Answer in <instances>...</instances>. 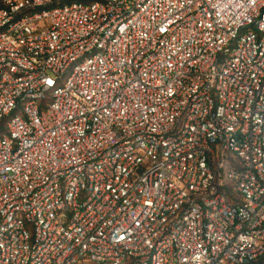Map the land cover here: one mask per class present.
<instances>
[{"label":"built area","instance_id":"built-area-1","mask_svg":"<svg viewBox=\"0 0 264 264\" xmlns=\"http://www.w3.org/2000/svg\"><path fill=\"white\" fill-rule=\"evenodd\" d=\"M0 264H264V0H0Z\"/></svg>","mask_w":264,"mask_h":264}]
</instances>
